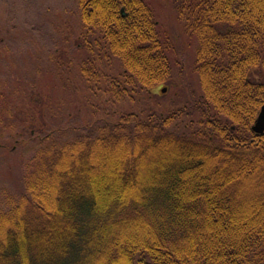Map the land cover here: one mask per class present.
<instances>
[{
    "label": "trees",
    "instance_id": "obj_1",
    "mask_svg": "<svg viewBox=\"0 0 264 264\" xmlns=\"http://www.w3.org/2000/svg\"><path fill=\"white\" fill-rule=\"evenodd\" d=\"M79 5L85 39L96 34L124 66L110 104L169 80V44L147 0ZM177 7L198 39L203 96L168 113L128 110L85 132L46 129L24 189L0 202V264H264V144L251 141L264 103V0ZM195 113L198 126L178 127Z\"/></svg>",
    "mask_w": 264,
    "mask_h": 264
},
{
    "label": "rangeland",
    "instance_id": "obj_2",
    "mask_svg": "<svg viewBox=\"0 0 264 264\" xmlns=\"http://www.w3.org/2000/svg\"><path fill=\"white\" fill-rule=\"evenodd\" d=\"M147 2L169 44L170 78L150 93L137 90L110 104L111 79L124 85V66L98 46L96 34L85 39L79 0H0V202L24 189L26 163L46 129L69 123L85 132L96 121H116L128 110L168 113L203 96L198 39L179 18L180 0ZM89 65L109 79L87 80L81 68ZM40 116L37 130L34 119ZM200 118L184 115L178 127H196Z\"/></svg>",
    "mask_w": 264,
    "mask_h": 264
},
{
    "label": "water",
    "instance_id": "obj_3",
    "mask_svg": "<svg viewBox=\"0 0 264 264\" xmlns=\"http://www.w3.org/2000/svg\"><path fill=\"white\" fill-rule=\"evenodd\" d=\"M164 90H165V88H164ZM253 129L255 131H258V132L264 131V105H263L261 112H260V114H259V116H258V118H257V120L253 126Z\"/></svg>",
    "mask_w": 264,
    "mask_h": 264
},
{
    "label": "flooded vegetation",
    "instance_id": "obj_4",
    "mask_svg": "<svg viewBox=\"0 0 264 264\" xmlns=\"http://www.w3.org/2000/svg\"><path fill=\"white\" fill-rule=\"evenodd\" d=\"M253 125H254V123L252 124L251 128H253ZM233 128H235V127L233 126ZM252 133L253 134L251 136V141H255V142L260 141V142H263V144H264V131L258 132V131L252 130Z\"/></svg>",
    "mask_w": 264,
    "mask_h": 264
}]
</instances>
